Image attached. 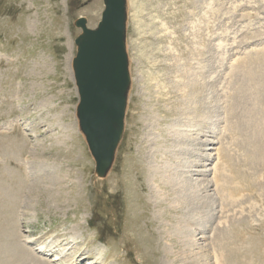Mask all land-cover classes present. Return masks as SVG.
Returning <instances> with one entry per match:
<instances>
[{"label": "rangeland", "instance_id": "obj_1", "mask_svg": "<svg viewBox=\"0 0 264 264\" xmlns=\"http://www.w3.org/2000/svg\"><path fill=\"white\" fill-rule=\"evenodd\" d=\"M102 10V0H0V264H13L8 242L28 252L31 262L27 258L26 264H100L99 249L105 255L102 264H165L173 241L162 231L167 218L161 211L166 206L156 205L160 194L151 189L158 182L147 172V165L157 163L154 154L158 159L164 154L174 157L165 163L168 167L187 161L204 171L186 178L192 184L208 183L207 192L200 195L213 199L201 214L205 219L213 215L212 221H201L193 236L191 249L197 258L211 254L218 235L227 237L229 248L240 253L239 264L256 258L254 264H264V176L249 180L240 206L223 207L211 171L218 164L216 148L234 153L223 130L221 105L228 90L222 89L237 80L227 72L240 65L237 60L246 62L264 53V0H127L131 84L124 131L113 165L100 179L78 131L71 61L80 34L74 22L84 17L94 28ZM172 65L196 72L199 81H210L215 93H209L214 103L219 100L220 115L198 119L201 127L191 133L181 127L170 132L184 118L177 112L178 92L171 99L159 92L166 71L171 72L166 67ZM158 71L157 84H149L148 77ZM175 73L167 85L176 80ZM214 103L210 107L217 111ZM260 112L264 117V106ZM191 140L195 145L187 144ZM69 171L65 179L72 183H65L68 187L60 190L64 193L55 196L58 203L50 204L48 198L64 182L57 175ZM218 212L223 213L221 220ZM12 223L14 234L7 235L2 227L9 230ZM49 242L56 245L52 255L36 253ZM58 256L63 257L51 262Z\"/></svg>", "mask_w": 264, "mask_h": 264}, {"label": "bare ground", "instance_id": "obj_2", "mask_svg": "<svg viewBox=\"0 0 264 264\" xmlns=\"http://www.w3.org/2000/svg\"><path fill=\"white\" fill-rule=\"evenodd\" d=\"M260 54L254 59H247L246 62V59L240 61L237 60V63H239L240 65H238V67L236 66V69H231L232 71H229L227 69L228 74L230 73L234 77H238L237 80L235 79L232 83L230 82V88L228 86L224 87L225 89H222L223 93H225V90H228L227 101H225V105L224 102L221 105L222 111H224L225 115L222 119V124H224L223 130L224 132H227L230 138V146L233 147L232 150L234 151V153L231 154L223 147L216 148V153L214 155L216 156V158L214 159V161H218V164L214 163V166L211 171L213 173L212 181L215 182L214 191H217V193L221 195L223 201L225 202V205L223 207H231L234 204H241V196H243L242 194L244 193L246 188L248 189L249 180H257V178L255 177L258 176V178H262V176H264V174L262 173L264 172V117L261 115L260 112V109L264 106V53L260 52ZM241 61H243L242 64L240 63ZM156 64L157 62H154L151 67H155ZM166 68H168L169 70L171 69V72L169 73V71H166V83L159 84V92L160 90H162L161 96H164V98L169 99L174 98L176 92H178L177 96H179V99L177 100V104L180 105V108L177 112L180 116H184L182 121L178 122L176 125L174 124L175 127H173L170 132L177 131V128L181 127L186 128L187 132L191 133L196 127H201V124L197 123L198 119H200L199 122H201L204 120H210V118L212 119L214 115L216 117L220 115V111H218L220 110V107L217 104L219 103V100L216 99L215 104L212 97L213 95H210L214 92L212 90L214 85L210 83V81H199L197 77L198 75L195 74L196 72L194 74L189 73L193 71L188 70V68L187 70L189 72L186 71L184 66H178L176 70L174 65L167 66ZM171 73H175V77L177 78L176 80L172 81V84L170 83V85H167V81L169 82V80L172 79ZM158 75L159 71L156 73V76L148 77L149 84H157V82L159 81ZM209 77H211V75ZM209 77L206 78L208 79ZM229 89L231 90L232 95ZM174 90H176L175 94H173L172 92ZM209 90L213 92L209 93ZM256 100H258L257 103H255ZM213 103L215 107L217 106L218 112L213 111L210 107V104ZM254 104H256V107L254 106ZM221 113L223 114V112ZM176 115L177 114H175L174 116ZM192 115L196 118H190ZM167 142L168 140L165 139L163 144H166ZM220 143L221 142L219 141L217 142V144ZM163 144H160V148L161 150L165 151L166 149L163 148ZM187 144L193 146L195 145V140H191ZM220 145H222V143ZM228 149L230 150V148ZM208 157H206L205 160L208 161ZM154 158H156L157 163L161 162L162 165H160L159 163H156L154 165H147V172H149L151 180L158 182L157 184L153 183V187L151 186V190L156 195L160 194L158 197H156V205H159L158 207H163V205L164 207L166 206L165 209L162 208L161 211V215L167 218L164 220L162 231L164 232L165 236H167L168 241H173V243H170L171 258L169 260L167 259V262L165 264H239L238 259L240 258V253L237 254L238 252L235 253V251L233 252L234 249L232 250L231 248H229L231 242L229 241V239H226L227 237L225 238V240L224 238H220L218 235L215 236L214 241H216V244H212L215 245V248L213 246L211 252L213 256V263H211L210 252L206 256H204V254H201L197 258V254H194L191 249V247L194 246L193 236L198 230V224H200L201 221L203 222V220H205V222L207 223H209V221H212L213 215H210V217H207L205 219V217L201 214L203 212L202 210L210 209L213 199L205 196V198H202V196L200 195V192H207L206 190L209 186L208 183L205 184L204 181L201 182V184H192V182H187L189 178L187 180L186 178L196 175H202L204 171L202 172L197 169H194L197 168V165L192 167L189 165L191 163H188L187 161L184 165L177 168L168 167L165 163L175 161L176 159L174 157L168 156L167 154L161 155L159 159L154 154ZM245 169L251 171V173L247 174V170ZM70 174L71 172L69 171L68 173L57 175L58 181L60 183L62 181L64 182L63 184H59L55 188L54 195L48 198V200H50V204L55 205V203H58V197L55 196L59 193L60 197V195L64 193L60 190L65 189V187L67 186L65 183H72L71 181L65 179L66 177H69ZM182 177H184V179L181 180ZM246 182L247 186L245 184ZM222 217L223 213L218 212L217 219L221 220ZM224 222L226 223L227 221L224 220ZM12 224L13 225H10V227H8V229L10 228L9 230H4V227L1 226L3 231H8V233H6L7 235L14 234L12 231L14 223ZM220 231L222 232L221 228ZM234 237L236 238V236ZM44 246L45 250L43 251L52 252L56 245L48 243ZM6 248L8 250L10 249L9 253L12 252L10 256L12 260H10L13 264H26L27 258H30L28 252L20 245L13 244L12 246V244L8 242V246ZM193 255L195 256V261L190 262V258L193 257ZM103 258L105 259L103 249H99L98 253L96 254V261H100L99 263L102 264L104 263ZM30 260L31 258L29 259V261ZM59 260L60 258H54L52 261L54 262ZM29 261L27 262V264L29 263ZM257 261V258L255 260L251 259L249 263L254 264ZM4 264H10V262L8 260H4Z\"/></svg>", "mask_w": 264, "mask_h": 264}, {"label": "water", "instance_id": "obj_3", "mask_svg": "<svg viewBox=\"0 0 264 264\" xmlns=\"http://www.w3.org/2000/svg\"><path fill=\"white\" fill-rule=\"evenodd\" d=\"M103 11L94 29L79 18L72 59L73 81L78 95L76 119L95 163V175L110 170L124 131L131 84L126 49L127 0H102Z\"/></svg>", "mask_w": 264, "mask_h": 264}]
</instances>
